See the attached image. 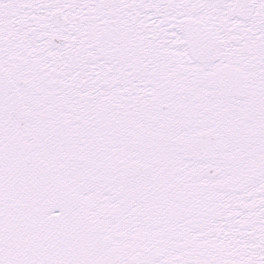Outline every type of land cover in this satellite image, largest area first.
Instances as JSON below:
<instances>
[{
	"label": "snow or ice",
	"instance_id": "snow-or-ice-1",
	"mask_svg": "<svg viewBox=\"0 0 264 264\" xmlns=\"http://www.w3.org/2000/svg\"><path fill=\"white\" fill-rule=\"evenodd\" d=\"M0 264H264V0H0Z\"/></svg>",
	"mask_w": 264,
	"mask_h": 264
}]
</instances>
